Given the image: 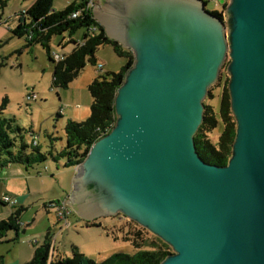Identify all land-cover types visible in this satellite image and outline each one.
I'll return each instance as SVG.
<instances>
[{"label": "water", "instance_id": "1", "mask_svg": "<svg viewBox=\"0 0 264 264\" xmlns=\"http://www.w3.org/2000/svg\"><path fill=\"white\" fill-rule=\"evenodd\" d=\"M93 16L135 63L66 205L146 229L172 249L160 264H264V0H229L224 19L203 0H96ZM227 60L236 136L220 167L194 136Z\"/></svg>", "mask_w": 264, "mask_h": 264}, {"label": "rangeland", "instance_id": "2", "mask_svg": "<svg viewBox=\"0 0 264 264\" xmlns=\"http://www.w3.org/2000/svg\"><path fill=\"white\" fill-rule=\"evenodd\" d=\"M34 1L7 0L5 7L0 9V106L2 100L7 98L2 115L13 119L24 130L25 142L30 144L33 135L41 153H57L65 143L66 123L69 120L83 121L90 114L92 99L87 90L88 84L98 75L117 73L125 60L118 57L110 45L102 46L95 55V65L87 63L68 88L55 89L52 85L54 64L46 50L40 44L27 47L25 38L16 37L11 32L17 24L16 16L28 10ZM78 1L81 0H56L53 10L60 11ZM203 1L210 12L223 10L216 0ZM63 35L52 37L49 42L50 55L57 51L63 53L61 45L57 44ZM99 64L103 66L102 72L98 69ZM220 78L209 89L213 97L207 95L204 100L213 108L219 121L217 128L208 134L213 144H217L223 128L218 115ZM31 93H35L38 99L27 102L26 96ZM31 131L32 134H29ZM63 162L62 159L60 162L49 159L44 164L34 166L38 174L34 171L17 174V171H13L17 169L16 165H11V171L7 174L2 173L4 169L0 170V195L11 193L7 195L15 201V205L8 202L6 205L0 204V220L7 219L16 209L23 208L19 217L22 231L18 234V240L11 241L16 236L11 231L0 243V264H25L30 261L33 246L41 245L48 231L55 237V256L59 253L61 257H72L73 248H77L95 262H101L116 253L133 255L137 251L131 240L135 233L140 232L144 239L154 236L136 223L119 216L95 220L100 226L87 227L86 221L75 213L68 215V227L59 222L57 208L49 206L47 209L46 206L52 202H63L72 192L75 168H63Z\"/></svg>", "mask_w": 264, "mask_h": 264}, {"label": "trees", "instance_id": "3", "mask_svg": "<svg viewBox=\"0 0 264 264\" xmlns=\"http://www.w3.org/2000/svg\"><path fill=\"white\" fill-rule=\"evenodd\" d=\"M7 0H0V9L6 5ZM56 0H35L31 7L24 13H19L16 26L11 30L12 34L19 38H25L27 47L40 44L47 52L50 61L54 64L52 72V85L55 89H66L73 80L84 70L87 63L96 64V53L102 46L110 45L114 53L125 60V64L117 73L98 75L87 86L92 99L89 116L80 122L69 120L64 127L65 143L63 148L53 153L48 151L41 153L38 144L33 146L24 140V135L13 119L3 117V110L8 102L2 100L0 106V170L11 165L31 168L46 163L49 159L60 162L63 168H75L86 158L91 146L103 136L107 135L116 122L115 96L122 85L125 75L134 65V54L130 49L122 47L117 41L106 36L104 27L94 18L92 10L84 8L87 0H81L70 4L60 11L53 10ZM223 7L221 12L213 13L222 17L229 0H216ZM80 10V16L73 18L72 14ZM1 20V15H0ZM83 29L85 34L81 42L70 41L72 50L64 56L60 62H55L50 55L49 42L52 37L73 34ZM226 61L222 67L219 81L221 88V101L219 118L223 125L217 144L208 139V134L217 128L219 121L213 108L204 103V118L194 136L196 151L206 163L216 166H226L232 155V146L236 136V121L231 112L230 96L228 91L229 77L226 74ZM208 96H211L210 90ZM32 134V131L29 132ZM8 198V197H6ZM4 198L0 204L6 205ZM11 199V198H10ZM59 202H52L57 205ZM23 208L16 209L7 219L0 220V243H3L8 232L14 231L16 236L11 240L16 242L19 232L22 231L20 214ZM86 226H100L99 223L87 222ZM54 235L48 231L44 241L39 246H33L32 258L25 264H160L167 256L172 254V249L156 236L144 239L140 232L133 234L131 240L136 252L133 255L116 253L101 262H95L77 248H73L72 257H56L51 253L54 250ZM51 258V260H50Z\"/></svg>", "mask_w": 264, "mask_h": 264}, {"label": "built area", "instance_id": "4", "mask_svg": "<svg viewBox=\"0 0 264 264\" xmlns=\"http://www.w3.org/2000/svg\"><path fill=\"white\" fill-rule=\"evenodd\" d=\"M95 1L96 0H87V3L85 4L84 8L87 9V10L88 9L92 10L94 8V2ZM80 13H81V11L77 10L76 12H74L72 14V17L73 18H77L78 16H80ZM221 15H222V18L224 19L225 18L224 13L221 14ZM81 44H83V42H81ZM51 58L55 62H60V61H62L64 59V56L54 52V53L51 54ZM98 69H99L100 72H102L103 66L99 64L98 65ZM37 99H38V97H37V95L35 93H31V94L26 96V101L27 102L36 101ZM32 144H33V146L37 145L36 137H34L32 139ZM5 201L8 202V204H10V205H15V201L11 200L10 198H6ZM51 207L57 208L58 221L59 222H63L65 224V226L68 227L70 225V223L67 221L68 215L70 214V209H69L68 205H66L65 202H59V204L51 205Z\"/></svg>", "mask_w": 264, "mask_h": 264}, {"label": "crops", "instance_id": "5", "mask_svg": "<svg viewBox=\"0 0 264 264\" xmlns=\"http://www.w3.org/2000/svg\"><path fill=\"white\" fill-rule=\"evenodd\" d=\"M92 13H93V9H92ZM84 34H85V31L82 29V31H76L73 34L63 35L62 38H61V40L57 41V44H60L61 45V47L63 49V53H59L58 51H57V53L60 54V55H63V56L69 54L71 52V50H72V46L69 45V42L70 41L81 42ZM66 49H67V51H66ZM10 169H11V166L5 168L2 173L3 174H7V173H9V171H11ZM13 171L14 172L17 171V174H20L23 171H34L36 174H38V170L37 169H34L33 167H31V168H25L24 166H19V165H17V169L16 170H13ZM75 173H76V171H75ZM0 177H2L1 174H0ZM7 194L10 195L11 193H5L4 192L3 195H0V201L3 200L6 197L10 198ZM13 197H16L17 198V196H13ZM68 197H69V195L65 198V200L63 202L66 203ZM68 207L70 209V214L71 213H75L69 205H68ZM67 221H68V218H67ZM53 240H54V243H55V237H54ZM56 252H57L56 249H54L52 251V253H53L52 257H53V259L56 258V257H61L60 255H58L59 253L55 256V253Z\"/></svg>", "mask_w": 264, "mask_h": 264}, {"label": "flooded vegetation", "instance_id": "6", "mask_svg": "<svg viewBox=\"0 0 264 264\" xmlns=\"http://www.w3.org/2000/svg\"><path fill=\"white\" fill-rule=\"evenodd\" d=\"M119 217H121V218H125L124 216H122V215H118ZM127 219V218H126Z\"/></svg>", "mask_w": 264, "mask_h": 264}]
</instances>
